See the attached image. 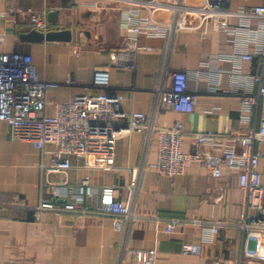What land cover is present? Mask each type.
<instances>
[{
  "label": "crops",
  "instance_id": "obj_1",
  "mask_svg": "<svg viewBox=\"0 0 264 264\" xmlns=\"http://www.w3.org/2000/svg\"><path fill=\"white\" fill-rule=\"evenodd\" d=\"M86 1L0 0V13L17 10L14 18L18 21L17 25L0 21L4 51L31 54L41 78L60 84L47 94L52 103L48 114L55 113L56 104L72 100L86 88L93 94L104 93V89L93 87V81L97 70L107 69L108 91L123 96L125 111L151 115L156 110V122L165 127L183 123L185 152L194 151V135L198 133L219 136L218 145L205 147L208 152L242 151L239 141L229 138L249 128L241 122V97L230 93L235 82L232 75L258 73L262 64L259 57L251 62L219 59L220 55L234 54L235 48L226 34L215 32L208 22L198 31L179 33L169 50L166 40L142 35L140 44L148 50L138 54L136 70H120L111 66L109 56L123 46L124 17L133 4L130 0H92L97 7L89 8ZM258 5H264V0H230L226 7L239 10ZM28 10H47L49 32L71 31V41L23 42L21 35L34 30ZM248 51L254 54V46L249 45ZM177 71L192 74L191 88L202 91L208 81L221 84L225 93L214 96L202 91L190 114L166 108L159 103L158 89ZM255 114L254 110L253 118ZM258 149L264 155V143ZM156 159L155 146L145 154L144 134L134 132L121 138L111 155L91 156L87 162L72 158L73 168L68 173L43 177L40 152L30 142L13 139L8 124L0 122V264H118L122 220L52 212L37 219L35 208L41 197L61 202L66 196L73 199L85 181L93 192L87 206H98L106 187L115 188L117 198L124 199L133 170L143 161L149 165ZM259 171L264 183V156ZM242 172L241 168L225 167L222 176L215 178L203 166L193 165L183 176L171 179L147 168L142 175L138 212L165 219L235 223L243 202L239 186ZM204 237L199 227L185 226L169 234L165 224L141 222L135 224L129 246L156 250L157 264H264L244 255V236L236 228L222 229L210 243H203ZM185 245H200L201 254H184Z\"/></svg>",
  "mask_w": 264,
  "mask_h": 264
},
{
  "label": "built area",
  "instance_id": "obj_2",
  "mask_svg": "<svg viewBox=\"0 0 264 264\" xmlns=\"http://www.w3.org/2000/svg\"><path fill=\"white\" fill-rule=\"evenodd\" d=\"M133 6L124 17V43L110 53L112 67L120 70H136L137 56L148 50L141 46L140 38L164 39L170 49L172 40L182 32L198 31L211 22L215 32L226 34L234 46L235 53L220 55L219 59H238L251 62L255 57L262 61L260 71L251 75L240 72L233 74L234 84L230 93L242 100L241 122L249 128L240 134L229 136L239 141L242 151H226L214 154L206 146L218 145L212 133L194 135L196 147L185 152L183 147L185 130L182 122L170 127L156 122L155 110L151 115L122 108L123 96L111 93L110 73L107 69L97 70L93 87L104 89L93 94L88 88L72 100L55 105V113L48 114L52 104L47 99L51 90L60 84L41 78L31 54L5 52L4 36L0 33V122L8 124L13 139L30 142L40 152L42 176L66 174L73 168L72 158L87 162L91 156H108L115 152L121 138L134 132L144 134V151L148 153L155 146L157 159L154 163L145 161L133 170L131 182L126 186V197L119 199L113 187L103 188L100 203L87 206L93 197L88 182L61 202L58 198L41 197L35 208V217L40 219L45 212L70 214L74 217L99 216L117 218L124 222L123 236L119 246L118 264H157L156 250H138L129 246L132 230L137 223L154 222L165 224L171 234L185 226L199 227L205 237L203 243H210L222 229L236 228L244 236V255L264 262V183L259 171L263 153L258 146L264 143V5L252 9L232 10L227 8L230 0H130ZM86 6L96 8L95 1L87 0ZM17 10L7 9L0 13V21L18 24L14 18ZM34 30L47 34L49 23L47 10H28ZM254 46V54L248 46ZM200 74L197 79L200 81ZM192 74L187 71L174 72L168 84L158 89L160 104L178 113H193L199 98L206 94L218 96L225 93L221 84L207 81L204 90L191 88ZM159 107V106H158ZM256 111L253 118L252 112ZM262 110V114L260 112ZM220 145V144H219ZM193 165L203 166L213 177L220 178L223 169L241 168L239 186L243 192L241 212L237 222L228 223L197 218H160L138 212V200L142 175L147 168L168 178L183 176ZM110 168H107L109 170ZM200 245H185L186 255L201 254Z\"/></svg>",
  "mask_w": 264,
  "mask_h": 264
},
{
  "label": "water",
  "instance_id": "obj_3",
  "mask_svg": "<svg viewBox=\"0 0 264 264\" xmlns=\"http://www.w3.org/2000/svg\"><path fill=\"white\" fill-rule=\"evenodd\" d=\"M72 37L71 31H58V32H48L47 34L40 33L36 30L28 32L21 35V40L23 42L30 43H40V42H70Z\"/></svg>",
  "mask_w": 264,
  "mask_h": 264
}]
</instances>
